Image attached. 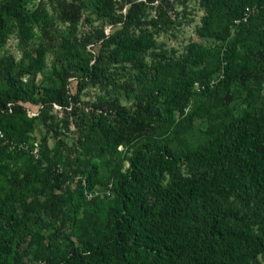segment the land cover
<instances>
[{"label":"rangeland","instance_id":"rangeland-1","mask_svg":"<svg viewBox=\"0 0 264 264\" xmlns=\"http://www.w3.org/2000/svg\"><path fill=\"white\" fill-rule=\"evenodd\" d=\"M5 2L0 100L14 89H33L39 99L57 101L24 103L0 118L5 138L38 148L34 156L0 142V237L10 238L0 261L54 264L68 251L84 250L109 232L114 187L138 147L136 189L153 202L165 141L177 154L201 147L214 128L264 105V47L236 35L247 9L234 20L225 6L215 9L210 23L218 35L208 37L213 0H22L13 15L3 12ZM141 39L144 48L133 59H112L121 43ZM245 60L262 72L252 95L226 75ZM189 71L198 78L181 107L148 101L153 75L173 82ZM199 106L206 113L189 117ZM117 133L123 141L113 147L108 136ZM232 203L245 208L238 199ZM227 216L231 235L219 237L202 200L169 210L168 224L183 245L180 264H238L244 235L240 221Z\"/></svg>","mask_w":264,"mask_h":264},{"label":"trees","instance_id":"trees-1","mask_svg":"<svg viewBox=\"0 0 264 264\" xmlns=\"http://www.w3.org/2000/svg\"><path fill=\"white\" fill-rule=\"evenodd\" d=\"M21 1L6 0L3 12L13 15L20 10ZM213 1V10L205 23L203 35L217 37L218 33L212 28L210 18L218 7L225 6L229 20L240 18L247 9V19L240 20L236 35L238 37L243 33L244 37L254 39L264 47V0ZM4 27L0 17V39ZM225 35L226 30L222 37ZM143 48L142 39L126 41L119 45L111 57L114 61H128ZM191 61L198 64V54L194 53ZM226 75L229 80L240 83L247 95H252L255 86H260L263 81L259 66L248 60L231 64ZM152 77L149 83L154 93L148 101L162 99L179 108L181 100L189 96L190 86L198 74L196 71L180 73L173 82H168L160 74ZM62 78V88L67 91L68 82L65 77ZM11 95L0 100V118L14 115L23 109L24 103L42 105L57 101L56 98L39 99L33 89H14ZM7 102H12L11 111L1 112V109H6ZM205 113V109L199 106L189 117L203 116ZM108 138L113 147L123 141L118 133L109 134ZM160 153L164 158L158 169V199L153 202L144 200L137 192L138 147L129 158L127 172L120 175L114 187L115 205L109 232L88 243L84 250L68 251L54 264H180L179 255L183 245L176 231L168 224V212L173 208L182 209L193 200H202L206 205L214 231L219 237L231 235L229 231L232 226L223 223L226 221L231 225L232 220L227 213L232 214L234 221H240L246 249L238 264H262L261 260L264 264V105H257L252 111L243 112L214 128L207 143L201 147L177 154L165 141ZM184 166L186 172L181 170ZM93 182V179H88L89 185ZM231 199H238L245 208L235 203L229 205ZM9 239L0 237L1 252H8ZM145 252H151L154 259L144 257ZM0 264L10 263L1 260Z\"/></svg>","mask_w":264,"mask_h":264},{"label":"built area","instance_id":"built-area-1","mask_svg":"<svg viewBox=\"0 0 264 264\" xmlns=\"http://www.w3.org/2000/svg\"><path fill=\"white\" fill-rule=\"evenodd\" d=\"M12 102L6 103V109H1V112L4 110L11 111ZM0 140H4V144L11 150H17L19 152H29L30 154L37 156L38 148L36 145L29 146L24 142H15L11 139L5 138L4 133L0 130Z\"/></svg>","mask_w":264,"mask_h":264}]
</instances>
